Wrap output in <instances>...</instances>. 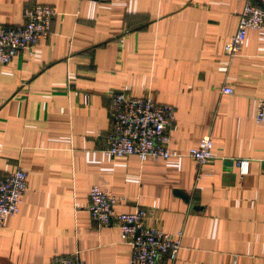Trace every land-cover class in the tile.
<instances>
[{"label": "crops", "instance_id": "1", "mask_svg": "<svg viewBox=\"0 0 264 264\" xmlns=\"http://www.w3.org/2000/svg\"><path fill=\"white\" fill-rule=\"evenodd\" d=\"M32 5L56 15L30 57L0 65V175L18 165L27 175L18 213L0 229V264L75 251L84 264H128L117 228L86 211L92 185L117 200L114 214L142 208L147 225L180 232L174 264H264V122H253L264 27L223 54L242 1L0 0V24L20 25ZM117 93L171 106L169 150L185 154L208 136L213 159L101 154ZM236 160H247L245 175Z\"/></svg>", "mask_w": 264, "mask_h": 264}, {"label": "built area", "instance_id": "2", "mask_svg": "<svg viewBox=\"0 0 264 264\" xmlns=\"http://www.w3.org/2000/svg\"><path fill=\"white\" fill-rule=\"evenodd\" d=\"M98 2L101 0H90ZM234 34L223 45V54L234 57L240 49L247 30L264 27V0H241ZM56 15L54 8L47 5H32L23 9L22 23L14 27L0 24V65L9 64L18 54L30 57L34 46L49 34L50 22ZM222 94H231L228 87L220 89ZM86 96H84V103ZM106 112L109 118V130L105 145L100 152L108 158L133 156L139 162L146 159L168 160L187 157L196 165H204L213 159L210 152L211 142L208 136L198 140L197 146L180 154L168 148V130L174 121L173 108L157 104L150 97H128L113 94L109 97ZM253 122H264V98L258 99ZM247 160H236L238 175L247 172ZM26 173L18 165L0 175V229L7 218L18 213L19 204L26 191ZM117 200L110 192L96 185L87 192L86 211L97 226L114 225L119 240L128 247V264H174L180 248L181 233L174 236L163 233L157 226L145 223L147 212L136 208L131 213L114 214L112 207ZM50 264H84L77 251L53 258Z\"/></svg>", "mask_w": 264, "mask_h": 264}]
</instances>
